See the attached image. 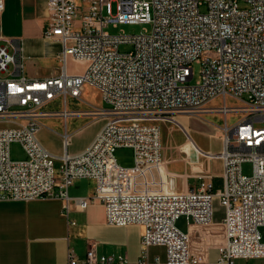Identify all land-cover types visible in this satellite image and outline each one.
Listing matches in <instances>:
<instances>
[{
    "label": "built area",
    "instance_id": "built-area-1",
    "mask_svg": "<svg viewBox=\"0 0 264 264\" xmlns=\"http://www.w3.org/2000/svg\"><path fill=\"white\" fill-rule=\"evenodd\" d=\"M47 3L44 33L61 44L59 74L30 77L22 45L13 51L0 45V201L54 197L67 210L99 201L108 224L143 227L142 255L135 262L100 255L92 245L84 259L69 247L67 264H236L264 257V0ZM4 7L0 0V14ZM120 23H148L151 31L106 30ZM121 44L130 48L121 51ZM69 59L81 71L71 72ZM194 62L200 71L192 83ZM85 84L97 88L110 108H73ZM86 113L105 116V123L85 149L71 154L69 119ZM178 113L223 116V148L207 153L223 162L221 188H215L212 171L199 176L196 188H169L160 126L146 121ZM48 117L64 120L62 155L38 138ZM13 142L24 158H12ZM120 147L132 149L131 166L118 164ZM244 162L252 163V174L243 173ZM81 178L94 182L93 194L70 196L69 188ZM216 200L224 209L220 229L213 224ZM181 216L188 231L176 225ZM207 226L208 245L218 250L215 261L208 260L207 245L192 244V231ZM151 246H163L165 260L149 261Z\"/></svg>",
    "mask_w": 264,
    "mask_h": 264
},
{
    "label": "crops",
    "instance_id": "crops-1",
    "mask_svg": "<svg viewBox=\"0 0 264 264\" xmlns=\"http://www.w3.org/2000/svg\"><path fill=\"white\" fill-rule=\"evenodd\" d=\"M48 14L47 0H5L4 10L0 14V36H2L0 45H5L9 51H13L16 44H21L26 72L33 78L49 77L57 75L61 71V62L57 57L61 50V44L48 38L44 33ZM69 60L74 62L72 59ZM69 70L72 72L74 69L69 68ZM74 71H81V69ZM207 115H212V113H207L203 117L206 118ZM186 129L189 131L190 139L184 145L188 151H183L188 155L189 161L201 166L193 168L187 165L175 173V190L186 191L196 188L201 181L199 176L207 171L213 172L215 188H221L223 186V162L219 158L222 170L215 171L216 160L207 154L218 152L204 150L194 139L189 128ZM38 138L52 153L56 155L64 153L62 136L60 137V146L48 141L41 129L38 132ZM193 145L196 150L202 151L201 154L199 153L200 155L194 151ZM78 152L80 151L71 152V154ZM85 180L88 181L86 193L76 194L79 186L74 189V183L68 190L69 195L91 196L94 191V182L89 179ZM167 182L170 187L169 181ZM72 189L74 190L73 194L70 193ZM223 218L224 209L216 200L213 224L218 226V229L221 228ZM176 225L182 231H188L184 216L178 218ZM210 232L209 226L194 229L191 233L192 244L194 249L207 245L208 260L215 261L218 257V250L216 247L208 245ZM260 232L264 241V226L260 227ZM142 233L141 225L108 224L104 206L99 201L90 202L84 210H79L73 205L67 210L64 208L62 200L54 197L36 198L29 201H0V264H67L69 247L73 248L78 258L84 259L88 248L92 245L96 247L100 255H121L126 257L129 262H135L142 255ZM156 256L165 260L163 246L149 248V261L153 262ZM236 264H264V257L240 258Z\"/></svg>",
    "mask_w": 264,
    "mask_h": 264
},
{
    "label": "rangeland",
    "instance_id": "rangeland-1",
    "mask_svg": "<svg viewBox=\"0 0 264 264\" xmlns=\"http://www.w3.org/2000/svg\"><path fill=\"white\" fill-rule=\"evenodd\" d=\"M112 7L113 14H115L117 12L115 2L112 4ZM145 28H147V31H151V24L120 23L116 26L110 24L106 30L111 34H119L122 32L128 34L139 33ZM129 48V45L127 44L120 45L121 51H126ZM79 64L80 67L83 66L81 63ZM76 66L77 64L75 62L69 60V68L71 70H76ZM192 66L195 73V76L192 80V83H194L199 78L200 64L198 62H194ZM229 104L235 105L240 103L230 99ZM72 107L80 111H87L93 109L94 107H103L105 109L110 108L107 103L102 102L99 90L89 84H85L83 86L81 98L76 102L75 106L72 105ZM236 117L237 115L230 116V120H234ZM105 120V116L90 115L87 113L72 117L68 122L69 130L71 132L70 144L68 147L69 152L71 153L85 149L102 127ZM146 122L156 123L160 126L163 145V169L166 171L167 179L171 185V189L173 190H175V173L181 171L187 165L193 168H198L201 166L200 164H193L192 161H189L188 155H186L184 152L188 151V148H184V145L190 139L189 131L186 128H189L194 139L207 152H219L222 148L221 137L223 132L221 126L224 124V119L223 116L219 115L218 113L207 115L206 118L203 116H194L189 114H174L169 118L152 119L147 120ZM43 124L44 125L42 126L41 130L44 132L47 140L52 144L60 146V135L64 129V120L58 117H48L43 119ZM193 149L197 154H199L194 145ZM11 156L13 159H22L25 157V153L18 142H13L11 144ZM116 158L119 165L125 167L131 166L133 164L132 149L128 147L118 148L116 151ZM214 159L216 160L214 164V170L221 171L222 163L219 164L221 161L218 157H215ZM252 171V163L244 162L243 173L250 175L252 174ZM77 186H79V189L76 190V194H82L88 191V181L85 180V178L76 180L73 188L76 189ZM70 193L73 194L74 190L72 189Z\"/></svg>",
    "mask_w": 264,
    "mask_h": 264
}]
</instances>
